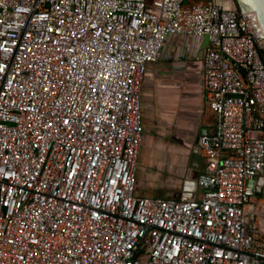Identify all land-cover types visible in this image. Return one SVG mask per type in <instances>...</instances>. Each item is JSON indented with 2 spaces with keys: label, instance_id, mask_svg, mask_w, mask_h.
Segmentation results:
<instances>
[{
  "label": "built area",
  "instance_id": "obj_1",
  "mask_svg": "<svg viewBox=\"0 0 264 264\" xmlns=\"http://www.w3.org/2000/svg\"><path fill=\"white\" fill-rule=\"evenodd\" d=\"M203 37L198 197L135 193L140 87ZM264 34L235 0H0V264H264Z\"/></svg>",
  "mask_w": 264,
  "mask_h": 264
},
{
  "label": "crops",
  "instance_id": "obj_2",
  "mask_svg": "<svg viewBox=\"0 0 264 264\" xmlns=\"http://www.w3.org/2000/svg\"><path fill=\"white\" fill-rule=\"evenodd\" d=\"M205 42L203 37L168 35L157 61L147 66L140 87L136 194L187 199L204 190L197 181L204 169L197 138L215 125L201 89ZM249 180L255 197L263 199L264 172Z\"/></svg>",
  "mask_w": 264,
  "mask_h": 264
},
{
  "label": "water",
  "instance_id": "obj_3",
  "mask_svg": "<svg viewBox=\"0 0 264 264\" xmlns=\"http://www.w3.org/2000/svg\"><path fill=\"white\" fill-rule=\"evenodd\" d=\"M235 2L242 11L251 10L256 13L264 34V0H235ZM247 182L250 185L249 179Z\"/></svg>",
  "mask_w": 264,
  "mask_h": 264
},
{
  "label": "rangeland",
  "instance_id": "obj_4",
  "mask_svg": "<svg viewBox=\"0 0 264 264\" xmlns=\"http://www.w3.org/2000/svg\"><path fill=\"white\" fill-rule=\"evenodd\" d=\"M192 1V0H191ZM193 1H197V2H205V1H207V0H193Z\"/></svg>",
  "mask_w": 264,
  "mask_h": 264
}]
</instances>
